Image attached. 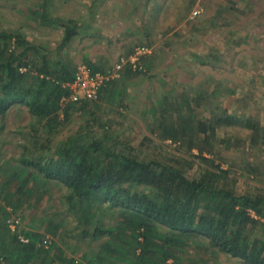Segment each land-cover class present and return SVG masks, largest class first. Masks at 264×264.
Segmentation results:
<instances>
[{"label":"trees","instance_id":"16d2710c","mask_svg":"<svg viewBox=\"0 0 264 264\" xmlns=\"http://www.w3.org/2000/svg\"><path fill=\"white\" fill-rule=\"evenodd\" d=\"M144 1L137 3L143 10L157 9L150 4L159 0ZM197 1L172 0L175 12L183 13L176 21L186 18L185 26L196 32L239 10L237 0H225L205 19L203 10L191 17L194 7L211 6V0ZM2 7L24 14L27 24L61 27L62 34L53 46L32 38L24 24L0 26V264H216L222 256L264 264V119L249 108L252 97L244 93L237 100L238 82L217 85L210 77V87L174 82L157 99L147 93L151 104L142 115L148 131L139 152V141L128 138L132 125L121 119L129 105L120 80L132 81L136 91L143 79L164 86L167 72L160 75L157 68L166 38L154 43L171 27L159 30L142 20L138 40L123 45L118 56L148 45L152 52L141 56L142 67L127 68L123 78L100 89L98 99L63 102L71 94L64 82L74 80L79 65L65 53L91 25L56 16L54 0H0ZM231 34L236 43H247V35ZM214 49L206 58L226 62ZM83 63L93 72L110 65L87 54ZM106 100L112 105L102 110ZM8 133L22 137L17 156L5 158ZM242 177L258 182L241 192ZM32 208L42 212L29 218ZM21 215L24 222L12 230L9 219Z\"/></svg>","mask_w":264,"mask_h":264},{"label":"rangeland","instance_id":"374dc122","mask_svg":"<svg viewBox=\"0 0 264 264\" xmlns=\"http://www.w3.org/2000/svg\"><path fill=\"white\" fill-rule=\"evenodd\" d=\"M17 1L19 4L25 5L34 3L37 0ZM202 1L198 0L196 5ZM137 3H143L144 5L145 1L134 0L132 3L128 0H54V13L56 16L78 17L83 24L91 25L90 35L87 34L81 40L74 41L72 48L65 53L67 58L74 57L79 64L83 63V56L87 54L94 61H104L108 64L107 60H109V64L112 66L118 60V56L121 55L123 45H133L138 40L139 35L136 30L139 26H142V20L147 21V23L150 22L152 28L159 30H165L168 26L171 27V31L164 34L165 36L162 35L154 43V46H157L166 38L163 43L165 57L159 62L157 68L160 75L167 72L164 86H159V83H161L159 81L158 83L148 79L139 80V88H137V91L133 89L132 92L133 96L137 95L136 99L135 97L129 100L125 99L131 107L124 110L125 116L121 119L126 124L132 125V128L128 131V138L131 143L139 141V152L144 144L140 141L141 135L148 131L142 115V110L151 104L146 95L147 93L152 94L157 99L160 97L161 92L171 90L174 82H189L202 88L203 85L209 86L208 79L210 77L215 79L217 85L227 81L238 82L236 87L237 100L240 101L244 93L252 97L249 108L259 112L264 119V84H260L258 81L261 79L258 74H261L260 76L264 78V0H237L238 12L232 14L227 12L224 18L230 24L220 26L224 19L216 25L208 23L206 29L201 32L193 31L191 27L185 26L186 18L180 23L176 21L177 17L181 16L182 18L183 13L179 15L175 12L177 7L172 4V0H159L151 3L152 8H157L154 11L153 9L143 10ZM224 3L227 2L225 0H211V6L208 10H205L204 6L201 9L196 6L191 10L189 16H194L193 11L198 9L203 10L202 15L205 19L221 8L218 4ZM155 4H157L156 7H154ZM146 6L150 8L149 5L146 4ZM234 14L238 15L235 16ZM0 16L2 18L1 27H16L24 24L28 34L38 42L45 41L54 46L62 34L61 27H42L37 26L34 22H28L27 24L24 14L10 9V7H2ZM228 16L231 17L229 20L226 19ZM141 30H143L142 27ZM175 32L179 33V38L177 37L175 41L167 39L169 36H174ZM232 32H235L238 36L247 35V43H236L238 38L233 36ZM182 38L186 41H183ZM214 48L218 50L219 56H222L226 62L216 60L214 57L206 58V54L211 51L215 52ZM193 52H196L198 56L194 57ZM110 65H106V68L111 67ZM151 86H153V91L150 90ZM244 86H247L246 89H244ZM179 88H181V85L176 87V89ZM157 90L159 92L156 93ZM221 99L225 101V106L230 105L226 95L222 96ZM211 102L209 101L208 105ZM78 125V121H76L74 128H77ZM114 126H117V124ZM8 135L7 139L11 142H6L3 146V148H8V150H3L5 158L10 153L17 156L16 151L19 149L17 141L22 137L19 134L12 135L8 133ZM167 142L170 143L171 140L167 139ZM223 151L226 156L229 155L228 151ZM140 155L142 158H146L145 152H141ZM224 166H227V164L224 163ZM0 175H4V173L0 171ZM257 182L255 178L250 180L242 177L238 182L237 190L241 192L249 191ZM7 208L11 209L10 207ZM38 211L42 212L41 208H32L31 211L27 212V216L30 218L32 214L36 215ZM19 218L20 221L24 222L22 215ZM216 264L243 263L237 262L234 258L222 256L216 259Z\"/></svg>","mask_w":264,"mask_h":264},{"label":"built area","instance_id":"2783aa9c","mask_svg":"<svg viewBox=\"0 0 264 264\" xmlns=\"http://www.w3.org/2000/svg\"><path fill=\"white\" fill-rule=\"evenodd\" d=\"M200 10L195 9L193 11L194 16L197 15ZM152 52V48L148 45H138L135 47L133 52L128 56L120 57L110 68L103 71L93 72L86 63H80L75 74V78L71 82H64V86H69L71 94L69 97L63 96L62 101L67 99L77 101L81 97L89 99H98L100 89L108 84L109 82L123 78L124 72L127 68L135 70L141 68L140 58L142 55L149 54ZM0 202L1 198H0ZM20 218L17 217L15 221L9 219V225L12 230L15 229L16 224L20 223ZM21 239L28 241L23 235Z\"/></svg>","mask_w":264,"mask_h":264},{"label":"crops","instance_id":"0c3cea01","mask_svg":"<svg viewBox=\"0 0 264 264\" xmlns=\"http://www.w3.org/2000/svg\"><path fill=\"white\" fill-rule=\"evenodd\" d=\"M123 84H126V86H127V89H128V92L126 93V98L125 99H132V97H134L133 95H132V92H133V82L132 81H125V80H120V87H124V85ZM102 103H103V107H102V110L105 108V106H110L111 107V105H112V102H108L107 100L106 101H102ZM128 105H130V104H128ZM129 107H131V105L129 106ZM122 111H124V110H122ZM125 113V112H124Z\"/></svg>","mask_w":264,"mask_h":264}]
</instances>
